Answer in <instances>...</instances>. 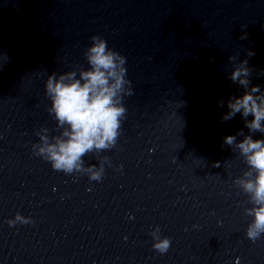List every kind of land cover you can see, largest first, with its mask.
I'll list each match as a JSON object with an SVG mask.
<instances>
[{"label":"water","instance_id":"obj_1","mask_svg":"<svg viewBox=\"0 0 264 264\" xmlns=\"http://www.w3.org/2000/svg\"><path fill=\"white\" fill-rule=\"evenodd\" d=\"M93 34L127 57L134 88L99 181L32 149L42 125L60 131L47 75L88 67ZM245 57L264 88V0H0V264H264L235 184L248 165L222 146L248 133L239 112L220 119L244 91L228 75ZM17 211L34 222L9 225ZM157 224L172 238L164 253Z\"/></svg>","mask_w":264,"mask_h":264},{"label":"clouds","instance_id":"obj_2","mask_svg":"<svg viewBox=\"0 0 264 264\" xmlns=\"http://www.w3.org/2000/svg\"><path fill=\"white\" fill-rule=\"evenodd\" d=\"M247 36L242 33L241 38ZM92 43L84 52L88 67L72 68L57 73L52 71L45 80V94L50 99L47 111L56 120L57 134L49 135V128L41 126L36 135L39 140L32 144L34 153L50 162L55 170L65 173H86L90 180H102L105 163H111L108 155H99L102 149L117 143L122 124L128 111L123 102L126 95L134 92L132 81L128 77L127 57L110 47L100 34L91 36ZM248 49V56L254 55ZM4 61L9 59L3 54ZM235 59V56H229ZM3 63L0 64V68ZM264 71V69H261ZM251 69L245 57L233 68L228 77L244 91L240 95L230 94L227 99L228 110L220 116L221 120L231 119L237 112L244 118L248 133L240 128L236 133L225 134L222 146L229 145L238 151L248 167L242 175L235 178L251 206L244 209L251 217L246 226V236L255 242L264 234V135L254 137L253 133H264V88L252 84ZM223 107L224 98L218 100ZM251 114V119L249 115ZM242 135V139H237ZM97 154L98 163H86L85 155ZM219 164V161L216 162ZM122 168V165L120 166ZM9 225L17 222H34L32 216L17 211L14 217L7 218ZM152 247L160 253L167 252L172 238L161 234L160 225L150 232ZM239 261V257H237Z\"/></svg>","mask_w":264,"mask_h":264}]
</instances>
